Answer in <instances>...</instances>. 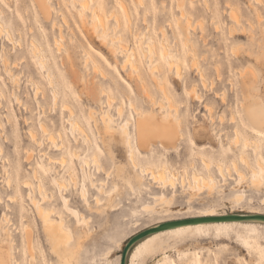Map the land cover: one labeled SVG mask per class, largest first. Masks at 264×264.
Listing matches in <instances>:
<instances>
[{"label":"rangeland","instance_id":"374dc122","mask_svg":"<svg viewBox=\"0 0 264 264\" xmlns=\"http://www.w3.org/2000/svg\"><path fill=\"white\" fill-rule=\"evenodd\" d=\"M59 1L53 0L52 4L56 9H62L67 15L65 19L61 16L63 12L61 11V13L60 10L53 13L51 19H44L36 12L30 0H3L0 3V8H4L6 11L4 12L5 17L7 18V15L8 17L12 16L14 21H18L23 28V32L19 33L12 24L15 31L13 36L16 41L14 44H12V41L7 40L4 33H1L2 37L0 36V75L6 86H3V92L4 94L7 92L5 94L6 99L2 94L3 92L0 93V96L2 95V100L0 97V123L4 126L0 128V147L3 146V149L0 148V236L5 235L8 231H10V234L12 233L11 235L15 239L12 250H10L7 241L3 245V249L8 251L9 254L12 251L14 260H16H12L14 264H61L60 259L51 253L50 246L42 232L39 218L31 204L32 196L41 199L37 188H34V190L31 188L21 189L16 201L9 200L10 195L15 193L6 186L4 178L12 173L13 181L18 178L20 187L26 179H32L34 185H36L33 172L28 169L32 165L38 168L45 188L48 191H54L57 196L62 191L53 183V178H60L68 184V189L65 190L67 194H63V196L68 199L69 206L77 213V217L69 214L63 208L61 197L57 198L56 201L48 198V200H45V205L56 207L57 210L64 213L65 225L72 236L70 244L75 251L73 264H121L124 245L136 233L147 230L163 219L194 215L206 208H216L223 213H233L235 211V213L244 212L248 214L253 210L264 213V202L262 201L264 199V175L255 163L258 155L252 153L250 148L248 152L251 163L259 171L257 175L262 176L263 179L259 187L252 186L253 184L250 183L252 182L251 174L244 165L241 166V169L247 174L242 182H238L239 176L233 169L229 172L226 171L227 176L224 178L213 166L212 171L215 174L216 182L215 191L212 195L207 192L198 193L191 201L189 200L191 178L188 176L192 174L194 167L189 161L192 151L187 140L180 142L181 147L179 146L178 152L163 154L168 156L172 167L178 171V182L175 189L170 186L162 187L159 183H154L148 175H139L142 179L135 180L136 172L128 162V150L124 145L116 143L118 148L113 150L114 160L107 155L110 138L105 139V143H103L101 141L103 138L99 136L94 126L95 119L99 124L97 127L100 126L102 113L105 111L110 112L115 118V123H112L113 127L119 131L129 119L134 121L138 119L139 114L135 113L132 104L139 110L148 112L152 117L162 118L165 115L167 116V111L152 105L153 101L144 97L142 87L139 85L136 76L130 72V69H122V62L125 57L120 55L121 52L116 54L111 52L109 46L103 44L98 40V36L93 34L94 40L90 39L93 48L87 44L84 36L86 32L76 17L77 5L70 3L69 0H61L62 3ZM95 1H105L106 4H102V7L107 14L113 9L118 11L121 25L118 26L113 19L107 20L109 35L121 36V41L124 44L136 49L139 67L148 88L153 94V100L167 104L166 98L156 86L152 75L148 71L151 62L141 51L139 43L142 39L144 47L147 49L146 45L150 39L149 29H152L160 53L163 39L162 28L165 29L171 52L183 62L186 68L187 81L177 83L168 80L167 84L173 93L174 102L179 106L177 114L181 115L182 129L184 132L201 129L203 140L199 144L211 145V152L216 157L225 158V166H231V159L233 157L237 158V154L226 152L227 148L231 147L227 140H223L224 144L221 148L209 120L202 115L205 112L203 104L217 100L214 93L206 89L205 82L207 80L208 83L211 80H217L214 70L216 59H222L224 65H228L227 61L231 57V49L234 44L241 42L245 45L244 47H249L251 39L255 35L256 37L259 36L260 28L264 25V0H260L261 2L259 0H257L258 2L256 0H252L253 2L251 0H187L186 13L192 15V21L194 23L199 20L204 21V28L197 26L195 30L183 26L186 19L182 17L181 8L176 1L145 0V5L141 6L137 0H124L131 12V21L119 7V0ZM5 4L8 5L7 8L3 7ZM59 5L61 6L59 7ZM255 6L262 15L260 17L263 18L262 20L259 17L257 19ZM191 7L197 8L196 10L193 9L195 13L191 12ZM233 8L238 10L241 25H244L245 29H249L250 25L247 23L252 22L254 24L252 31L240 30L238 33H242L241 36L236 33L235 35L229 33V28L234 22L230 15ZM89 12L90 10H86L87 15H90ZM87 15L86 18L89 19ZM216 25H220L219 30L216 29ZM241 25L239 26L242 27ZM61 32L64 37L60 48L63 47V50L60 49L61 51L58 52L56 41L61 39ZM34 36L36 42L45 49L48 61L51 63L53 71H55V84L58 91L56 102L53 99L51 86L45 78V67L31 50V40ZM17 41L22 42V48L20 47L21 43L18 45ZM15 44L17 46H14ZM254 48L259 50L256 42ZM66 50L70 51L74 57L76 64L73 69L78 78L71 75L70 69L66 67L67 64L66 66L62 65V62L66 63L67 60ZM192 50L194 54H192ZM87 51L92 54L89 64L84 61L85 52ZM195 54L200 67L205 71L204 79L202 77L199 79L201 76V74L199 75V69L195 66L191 67ZM250 57L248 63L236 59H232L233 62L231 60L234 65L232 78L239 87L237 92L234 89L231 90V97L234 100L238 97L239 100L242 99L241 85L243 77L239 73L240 69L247 70L248 73L254 71L256 74L255 84L259 88L255 91L258 97L254 99V104L249 106L248 110L250 112L254 109L261 111V104L264 103V66H257L255 56ZM4 58H8L5 61H7L6 63L12 73L18 75L16 76L18 83L11 81L5 73ZM154 58L155 63H159L165 70L164 61L159 56ZM93 62L98 64L104 76L99 71L95 70V72L93 70ZM17 64L18 66H16ZM227 70L229 69L227 68ZM226 75H229V73L227 72ZM35 82L40 83L42 89L39 90H43L45 93L42 91L37 92ZM201 82H203L205 88ZM192 84L202 95L204 102L195 100L185 91L186 88H191ZM13 90L15 95L12 92ZM102 90H105L114 98L111 105L107 104L106 96H100ZM35 91L39 94L38 97H36ZM93 94H96V97ZM16 96L21 101H17ZM65 104H70L74 108V115L70 116L69 112L64 110ZM120 105L124 107L121 117L117 112ZM91 108L95 111L92 118L89 117ZM249 111L242 110L240 114L248 120L250 118ZM70 117L83 123L91 136L93 134L96 138L104 171L98 172V168L92 164L93 162L88 166H84L82 170V161L73 157L74 150L81 149L80 151L84 152L82 155L84 157L88 156L93 161L89 154L90 148L68 123ZM41 120L47 122L55 133L58 131L63 132L64 139L70 149L64 151L54 149L53 144L41 133L39 127ZM30 129L38 135L37 139L40 143L35 141L33 143L29 131H27ZM133 129V124H130V130ZM45 141H48V143ZM27 148H29L28 151H25ZM82 149L84 150L82 151ZM31 151L35 153L31 154ZM42 152L55 158L61 157L63 154L66 155L68 165L72 166L77 176V183L75 184L71 180L69 171L66 170L68 165H62L58 162L52 164L47 160L46 155H42ZM260 153L264 162V149H262V146ZM27 156H30V160ZM116 164L124 168L122 176L116 175ZM185 168L188 170V175L183 173ZM196 168L199 171L206 172V169L198 161L196 162ZM180 178L181 180L184 179V185ZM91 179L97 185H92L90 183ZM83 181L89 189L87 198H82L80 195ZM100 181L106 183L103 185L100 184ZM187 184L188 186H186ZM115 185H118L119 191L113 195V207L116 208L113 210L109 204L110 196L106 194ZM241 193L244 195V199L237 201L236 196ZM95 196L101 197L104 203L100 206L97 205ZM153 196H164V200H162L163 198H153ZM145 205L152 208L144 210ZM98 207H100V212H97ZM164 212H168V214L163 215ZM3 214L6 216L4 217ZM10 219H12V222H9ZM20 222L28 223V227L33 231V244L35 247L33 259L28 252L25 253V239L24 235L21 234ZM204 226L183 232L168 230L148 234L138 244L131 247L126 264H241V261L246 262V264H258L261 260L258 249L264 248V222L250 223L248 227L251 232L246 235L245 240L239 238L235 233L216 235ZM236 227L239 229L240 226L237 225ZM17 228L20 229L17 230ZM138 249H141V251L138 252ZM239 260L240 262H238ZM8 262L11 263V260Z\"/></svg>","mask_w":264,"mask_h":264},{"label":"bare ground","instance_id":"6f19581e","mask_svg":"<svg viewBox=\"0 0 264 264\" xmlns=\"http://www.w3.org/2000/svg\"><path fill=\"white\" fill-rule=\"evenodd\" d=\"M30 1L35 7L36 12L46 20L51 19L53 13H55L56 11L58 10H60V12L62 11L61 8L56 9L55 7H53V4H52L53 0H30ZM69 1L72 4L77 5L76 17L79 19V21L82 24L83 29L86 32L84 33V36L86 38L87 44L91 48H93V44L91 43V40H94L92 36L93 34V35H97L98 40H100L103 44H106V46H109V49L111 50V52H114L115 54L117 52H121L120 55L125 57L122 62V69L131 70L130 72L136 76V79L139 82V85H141L142 87V92H143L144 97L148 98V100L151 99L153 101L152 105H154L156 108H162L167 111V116L165 115L162 118L152 117L149 115L148 112L139 110L138 108L134 106V104H132V108L135 109V113L139 114L138 119H136L135 121L129 119L126 123L122 125L119 131L113 127L112 123H115V118L110 114V112L105 111L104 113L101 114L100 116L101 124L98 127L97 125L99 124L96 122V119H95L94 126L96 127V131L97 133H99V136L103 138L101 141L105 143V139L110 138L109 147L107 148L108 149L107 155L110 158H112V160H114L113 150L115 148L116 149L118 148L116 143H120L124 145V147H126L128 150V162L136 172V175L134 176L135 180H141L142 179V177H140L141 175L142 176L148 175L149 178L153 180L154 183H159L162 187L170 186L172 189H175L177 188L178 171H176V169L172 167L168 156H164L163 154L178 152L180 142L182 140H187V142L190 145L191 151H192V154L189 157V161L191 165H193L194 167L192 174L188 176L191 178L190 185H189V189H191V193L189 195L190 201L198 193L207 192L209 195H212L213 192L215 191L216 182H215V174L212 171L213 166L216 167L218 173L221 175V177H224V178H226L227 176L226 171L229 172L230 170L233 169L235 173L239 176L238 182H242V180L246 178V174H247L241 169V166L244 165L245 167L249 169V174H251L252 182L250 183L253 184L252 186L259 187V184H261L263 179H262V176L257 175L259 174V171H257L256 168L252 165L249 152H248V149L250 148L252 153L258 155V157L255 160V163L260 168L261 173H263L264 175V162L262 160V156L260 153L261 140H260V137H258L255 134V132L251 131L252 128H255L256 131L261 130V119H260L261 111L254 109V110H251L250 112L248 110L249 106L254 104V99L258 97V94L255 92L259 90V88L256 87V84H255L256 74L254 71H251L248 73L247 70L240 69L239 73L243 77L242 85H241L242 99L239 100V97H238L237 99L234 100L231 97V90L234 89V91L237 92L239 90V87L232 78V71H233L234 65L231 63V60L236 59L239 61H246L248 63V59L251 58L250 56L253 55L255 56L257 66H264V58H263L264 57V29H263L264 25L262 26V28H260L259 36L256 37L255 35L251 39L249 47L247 46L244 47L245 45L241 42L233 45L231 49V57H229L227 61L228 65L225 66L224 61L222 59L215 60L214 70L216 73L217 80H211L209 83L207 82L208 80L206 82L204 81L206 89L207 90L209 89L210 91H212L217 100L205 102V104H203V107H205V112L202 115L205 119L209 120L212 126V129H213V132L216 133V136H217V139L219 141L221 148L224 144L223 140H227L231 147H228L226 152L237 154V158L233 157L231 159V166L229 165L225 166V162H224L225 158H222L219 156L216 157L211 152V149H212L211 145L199 144V142L203 140L201 137V132H200L201 129H198V130L192 129L187 132H184L182 129V118H181V115L177 114L179 110V106L176 102H174L173 93L171 92L167 84H168V80L177 82V83L179 81H187L186 68L184 67L183 62L180 59H177L171 52L169 44L167 42V34H166L165 29L162 28L163 39L161 41L162 49L160 53L158 51L157 44L155 43L152 29H149L150 39L148 40L147 45H146L147 49H145L142 39H140L139 43L141 45V51L146 57H148V60L151 62V65L148 67V71L152 75V79L154 83L160 89L163 96L166 98L167 104H164L161 102L158 103L157 101L153 100V96H152L153 94L151 90L148 88L145 82V79L143 78L141 69L139 67V64L137 61L136 49L128 47L127 44H124L121 41V36L109 35V28L107 26L108 25L107 20L113 19L117 22L118 26L121 25V18H120V14L118 13V11L116 9H113L108 14L105 13L102 7V4H106L105 1H95V0H69ZM170 1H176L178 6L181 8V15L182 17L186 19L185 20L186 23L185 25H183L185 28L191 29V30H195L197 26L204 28L203 20H199L197 23H194L192 21V17H191L192 15L190 13L189 14L186 13L187 11L186 8L188 6L187 0H170ZM59 2L62 3L61 0ZM137 2L141 6L145 5V0H137ZM60 6L61 5H59V7ZM119 7L125 12V14L127 15V18L131 21L132 15H131V12L129 10L127 3L124 0H119ZM191 9H192L191 12L195 13L193 9L196 10L197 8L191 7ZM86 10H90L89 12L90 15L86 14ZM255 11H256L255 13L257 14V19H259L262 15L260 14L256 6H255ZM4 12H6L4 8L3 9L0 8V36H1V33H4L7 40H9L10 42L12 41V44H14L16 43V41L13 36L15 32L13 29V25H14L15 30H17L19 33L23 32V28L21 27L18 21L17 22L14 21L12 16L8 17L7 15V18H6L4 15ZM86 15L89 16V19L86 18ZM230 15H231L232 20L234 21L231 27L229 28L230 34L235 35L236 33L237 35L241 36L242 33H238L240 32V30L241 31H245V30L252 31V28L254 27V24L252 22L247 23L250 25L249 29L248 28L245 29V26L241 25L242 22L240 20L237 9L233 8L231 10ZM61 16L64 17V19L67 18L66 17L67 15H65L64 12L63 14H61ZM65 22L67 21L65 20ZM239 25H241L242 27H240ZM219 27L220 25H216L217 30H219L218 29ZM63 37L64 36L62 35V32H61L60 33L61 39H58L56 41L58 52L63 50L62 49L63 47L60 48V46H62L61 44H62ZM255 42L258 44L259 50L254 48ZM18 45H20L21 47L22 42H18ZM14 46H17V45L15 44ZM31 50L35 54V56L39 59V61L42 63V65L45 67V72H46L45 78L47 79V82L51 86V90L53 91V99L56 102L58 100V91H57L56 84H55L56 83L55 71H53L52 65L48 61L47 55L45 53V49L42 47L41 44L36 42L35 36L31 40ZM192 54H194L193 50H192ZM155 56L157 57L159 56L160 59L164 61L165 70L163 67L159 65V63L157 62L155 63V58H154ZM66 57H67L66 63L63 61L62 65L66 66L67 64L66 67L70 69L72 73L71 75H73L75 78H78V75L73 69V67L76 64L74 57L72 56V53L68 50H66ZM5 59L6 58H4L3 60L4 67H5L4 68L5 73L10 78L11 81H15V83H18L17 82L18 80L16 77L18 75H15L14 73H12V70L10 69L9 65L6 63L7 61H5ZM91 59H92V54L89 51L85 52L84 61L87 64H89ZM16 66H18V64ZM193 66L199 69L198 70L199 75L201 74L199 79L201 77L202 79H204L203 76H205V71L203 70L202 67H200L196 54L193 56V59H192L191 67ZM227 68L229 70H227ZM93 70L94 71L97 70V72L99 71L100 74L104 76V73L102 72L98 64L95 62H93ZM227 72L229 73V75H226ZM35 83L37 84V88L35 87L37 92L38 91L43 92V90H39L41 88L40 83H37V82ZM201 83L203 84V82ZM3 86H5V82L2 76L0 75V93H2L4 90ZM191 86H192L191 88L185 87L186 88L185 91L190 95V97H193L195 100L204 102L202 95L199 93V91L195 89V86L193 84ZM203 87H204V84H203ZM12 92L15 95V91L13 90ZM6 93L7 92H5V94ZM43 93H45V91ZM2 94H4V92ZM5 94H4V97L6 99ZM100 94H99L100 96L104 95V97L105 96L107 97L108 105H111L113 103L114 98L108 92H106L105 90H102L100 91ZM94 95L96 97V94H93V96ZM38 96L39 94H37L36 97ZM218 99L220 100L218 101ZM1 100H2V97H1ZM16 100L17 101L19 100L18 96H16ZM64 110H67L70 116L75 114V110L70 104H65ZM242 110L249 111L250 118L248 120L244 119V117L240 114ZM123 111H124V107L120 105L117 109V112L120 117L123 115ZM94 112H95L94 109L91 108L89 110V117L92 118L94 116L93 115ZM68 123L71 124L72 129L78 132L83 142L87 144V146L90 148L89 154H90V157H92L93 161H91L88 158V156L84 157L82 155L84 152L82 153L80 151L81 149H75L73 152V157L77 160L82 161L81 169L83 170L84 166H88L93 162L92 164L97 166L96 168H98L97 170L98 172L104 171L102 164H101V160H100V148L96 143V138L94 137V135L92 134L91 136V133L87 131L85 125L81 123L79 120H73L70 117L68 118ZM130 124H133L134 126V129L132 131L130 130ZM245 124L248 125V128L244 127ZM2 125L3 124L0 123V128L4 127ZM39 127L42 131L41 132L42 135L46 136V139H48V141L53 144V146L55 147L54 149L61 150V151H64L65 149H70L69 146L67 145V141H65L64 139L63 132L58 131L57 133H55L54 131H52L49 124L43 120L39 122ZM27 131H29L28 133H29L31 140H33V143L34 141L40 143V141H38L37 139L38 135L35 133L34 130L30 129ZM42 138L44 137L42 136ZM6 140L9 141L8 139ZM48 141L47 142L45 141V142L48 143ZM51 143H50V146L52 145ZM41 144H42V141H41ZM1 147L3 149V146ZM28 149L29 148H27L25 151H28ZM83 150L84 149H82V151ZM32 153L34 154L35 152L31 151V154ZM42 153H43L42 154L43 156L46 155V153L44 152ZM2 154H3V150H2ZM29 157L27 156L28 159ZM33 157L31 158V160L33 159ZM46 158L52 164L57 163V162L62 165H66V166L69 164V162L67 161V157L64 154L58 158H55L48 154L46 155ZM197 161L200 162L201 165H203V167L206 169V172L199 171L196 168ZM117 166L118 165L116 164V168H115L116 175L122 176V173H124V168L121 167L120 165L118 167ZM28 169L32 170L33 179L36 181V185H34L32 179H26L22 182V185L20 187L18 178L15 181H13L12 173H9L8 176H6L5 178L2 176L4 178L6 186L13 193H15V194L10 195L9 200H11L12 202L16 201L21 189L31 188L32 190H34V188H37L38 194L41 197V199H38L36 196H32L31 204L33 205L35 209L37 217L39 218L42 232L50 246L51 253L54 254L58 259H60L61 264H73L75 260V251L73 250L70 244V240L72 236H71L70 231L65 225L64 213L60 210H57L56 207L45 205L46 204L45 200H48V198L52 201H56L57 198L61 197V200L63 202V208L69 214L73 215L74 217H77L78 216L77 213L70 208L68 199L64 198L63 196V194H67L65 190L68 189V184L64 180H61L60 178H53V183H55V185L59 188V190L62 191V193H58L59 196H57V194L54 191L52 190L48 191V189L45 188L44 184L41 181V177H40L39 170L37 167L32 165ZM66 170L69 171L71 180L76 184L77 176L75 172L73 171L72 166L68 165ZM183 173L188 175V170L185 168ZM186 175L185 177H187ZM181 182L183 184L184 179L181 180ZM84 183L85 182L83 181L81 190H80V195L82 198H87L89 189ZM90 183L92 185H95V184L97 185V183H95V181H93L92 179ZM105 183L103 181H100V184L104 185ZM186 186H188V184ZM99 191L101 192L102 189ZM118 191H119L118 185H115L113 189H111L109 192L105 191V192H108L106 195L110 196L109 204L112 206L113 210L116 209L113 207L114 206L113 201H112L113 195L115 192H118ZM243 196L244 195L242 193L237 195L236 196L237 201L243 200L244 199ZM94 198H95L97 205L100 206L104 203L101 197L95 196ZM153 198H156V199L163 198L162 200H164V196H161V197L153 196ZM262 201L264 202V199ZM151 208H152L151 206L145 205L143 209L150 210ZM97 212H100V207L97 208ZM198 213L194 215L183 216V217L174 218V219H163L159 221L158 223H156L155 225H152L151 227H149L147 230H150V231L144 236L155 233V232L168 231V230L169 231L175 230L178 232H183V231H187L188 229H192V228H201L204 226L203 224H207L204 227H206L210 231H213L216 235H225V234L235 233L239 238L245 240L246 235L249 232H251V229L248 227L250 223L264 222V213L259 212V210L258 211L253 210V212L251 211L250 213L246 214L244 212L235 213V211L233 213H229V212L223 213V212H219L218 209L216 208H208V209L206 208L204 210L198 211ZM167 214L168 212L163 213V215H167ZM225 215H234V216L232 218L223 219V220H205V219L203 220V218H207L210 216H225ZM247 215L249 217H247ZM3 216L5 217L6 215L3 214ZM9 222H12V219H10ZM20 223H21L20 224L21 234L24 235V239H25V243H24L25 253L28 252L31 258L33 259L34 258L33 253L35 252L34 250L35 247L33 244L34 242L33 231L30 229V227H28L29 226L28 223L26 224L23 222H20ZM237 225L240 226L239 229H237L236 227ZM19 229L17 228V230ZM139 233L140 232L136 233L133 237H135ZM11 234H10V231H8V233H5V235L0 236V264H14V261H16L14 260V254L12 253V251H10V254H11L10 256L9 252L3 249V245L7 241V243L9 244L10 250H12L15 244V239ZM144 236L136 239L134 242H130L131 239L133 238L132 237L124 245L125 247L124 251L126 252V256L124 259V255L122 253L121 264L127 263L128 253L131 247L138 244L139 241ZM10 260H11V263L8 262ZM238 262H240V260Z\"/></svg>","mask_w":264,"mask_h":264},{"label":"snow or ice","instance_id":"6c2138e0","mask_svg":"<svg viewBox=\"0 0 264 264\" xmlns=\"http://www.w3.org/2000/svg\"><path fill=\"white\" fill-rule=\"evenodd\" d=\"M3 0H0V3H2ZM5 8L8 7L7 4L4 5ZM261 130L260 131H256L255 128H252L251 131L255 132V134L260 137V140H261V146H262V149H264V103L261 104ZM245 128H248V125L245 124L244 125ZM251 247V246H249ZM138 252L141 251V249H138L137 250ZM259 253H260V257H261V260L258 262V264H264V248H260L258 249ZM241 264H246V262L244 261H241Z\"/></svg>","mask_w":264,"mask_h":264},{"label":"water","instance_id":"95a60500","mask_svg":"<svg viewBox=\"0 0 264 264\" xmlns=\"http://www.w3.org/2000/svg\"><path fill=\"white\" fill-rule=\"evenodd\" d=\"M233 216H234V215L210 216V217H207V218H203V220H204V219H205V220H223V219L232 218ZM247 217H249V216L247 215ZM149 231H150V230H146V231L144 230V231L140 232L138 235H136L135 237H133V238L131 239L130 242H134L136 239H138V238L144 236V235L147 234ZM123 255H124V259H125V256H126V252H125V251L123 252Z\"/></svg>","mask_w":264,"mask_h":264}]
</instances>
